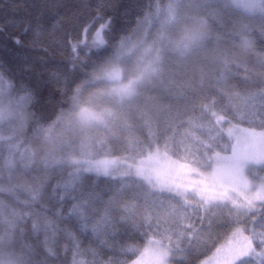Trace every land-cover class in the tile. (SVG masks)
Segmentation results:
<instances>
[{
	"label": "trees",
	"instance_id": "1",
	"mask_svg": "<svg viewBox=\"0 0 264 264\" xmlns=\"http://www.w3.org/2000/svg\"><path fill=\"white\" fill-rule=\"evenodd\" d=\"M172 2L0 0V68H10L34 90L36 110L45 119L62 113L55 133L60 150L48 158L43 171L34 173L51 180L48 199L31 210L38 218V243L47 253L44 264H69V256L71 264H100L99 256L86 254L89 240L108 257L105 264H130L152 239L183 255L175 264H199L238 227L259 252L264 204L252 210L243 205L205 206L135 174H98L82 166L83 160L139 159L154 150L206 166L210 154H227L232 146L216 116L264 131L260 21L254 30L229 23L207 42L215 49L211 60L203 55L185 60L173 49V29L193 4L213 0H180L174 10ZM100 27L105 39L97 43L93 36ZM113 38L120 43L114 44ZM114 68L121 69L124 80L135 81L129 99L118 98L106 78ZM148 69L150 77L144 78ZM82 109L113 110L115 132L79 129L75 121ZM8 137L0 131V151L14 152ZM18 175L14 160L0 159V222L14 219L4 213L7 198L22 199ZM73 187L77 194H92L87 213L78 209L79 220L61 216L54 206L57 188ZM98 216L110 225L108 244L102 246L89 235L85 248L77 246L66 254L72 229L85 217L91 222ZM248 258L235 264H246Z\"/></svg>",
	"mask_w": 264,
	"mask_h": 264
},
{
	"label": "rangeland",
	"instance_id": "2",
	"mask_svg": "<svg viewBox=\"0 0 264 264\" xmlns=\"http://www.w3.org/2000/svg\"><path fill=\"white\" fill-rule=\"evenodd\" d=\"M179 1L173 0L170 7L174 10ZM247 3L254 6L256 0H247ZM167 19H172V15ZM104 39L103 27H100L93 41L102 43ZM182 47L173 43V49L178 54ZM149 71L143 73L144 78L150 77ZM106 78L112 82L118 98L126 100L134 94L135 81L124 80L120 68L108 71ZM112 119L111 109H82L77 113L75 122L79 129L111 132ZM216 120L223 125L232 146L227 154L216 153L213 157L210 154L211 162L206 166L179 162L161 150L150 151L139 159L113 157L92 162L83 160L82 166L98 174H135L153 186L171 190L186 199L192 198L205 206L230 205L239 209L243 205L249 210L256 209L264 204V131L232 124L220 116H216ZM176 252L169 245L152 239L143 253L130 264H175L176 259L183 258L181 253ZM242 257L260 260V253L254 249L251 238L238 227L199 264H235Z\"/></svg>",
	"mask_w": 264,
	"mask_h": 264
},
{
	"label": "clouds",
	"instance_id": "3",
	"mask_svg": "<svg viewBox=\"0 0 264 264\" xmlns=\"http://www.w3.org/2000/svg\"><path fill=\"white\" fill-rule=\"evenodd\" d=\"M256 21L264 29V0H256L254 6H249L247 0L193 4L180 17L171 39L176 45H183L179 52L183 59L203 55L211 60L215 49L208 47L209 40L229 23L246 24L254 30ZM261 37L264 38V31ZM112 42L119 44L120 39L113 38ZM38 103L34 90L15 72L0 68V131L9 134L6 143L15 148L14 152L0 151V159L16 162L18 195L22 197H8L9 202L4 205L5 215L14 219L0 222V264H44L47 257L36 237L38 218L31 210L48 199L51 180L34 173L43 171L48 158L60 150L55 133L62 124V113L58 110L51 119H45L36 110ZM26 161L31 162L30 166Z\"/></svg>",
	"mask_w": 264,
	"mask_h": 264
},
{
	"label": "snow or ice",
	"instance_id": "4",
	"mask_svg": "<svg viewBox=\"0 0 264 264\" xmlns=\"http://www.w3.org/2000/svg\"><path fill=\"white\" fill-rule=\"evenodd\" d=\"M92 194L80 192L77 194L75 187L70 190L57 188L55 193V207L61 216H66L69 220H79V208H83L87 213L89 206L92 204ZM109 223L105 218L98 216L94 221L81 220L79 225L72 229V235L68 239V247L66 254H70L77 246L85 248V240L91 235L92 238L100 240L102 246L108 244L107 232L109 229ZM115 230V224L111 225ZM258 251L260 252L259 264H264V240H261L258 245ZM95 254L100 257V264H105L108 261V257L104 256L100 246H93L91 241L87 245L86 254ZM69 264H71V257L69 256ZM246 264H256L251 257L246 261Z\"/></svg>",
	"mask_w": 264,
	"mask_h": 264
}]
</instances>
